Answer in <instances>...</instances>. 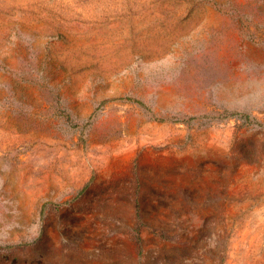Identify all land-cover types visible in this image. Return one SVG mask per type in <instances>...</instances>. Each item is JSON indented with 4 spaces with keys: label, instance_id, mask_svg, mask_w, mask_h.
I'll list each match as a JSON object with an SVG mask.
<instances>
[{
    "label": "rangeland",
    "instance_id": "374dc122",
    "mask_svg": "<svg viewBox=\"0 0 264 264\" xmlns=\"http://www.w3.org/2000/svg\"><path fill=\"white\" fill-rule=\"evenodd\" d=\"M0 264H264V0H0Z\"/></svg>",
    "mask_w": 264,
    "mask_h": 264
}]
</instances>
